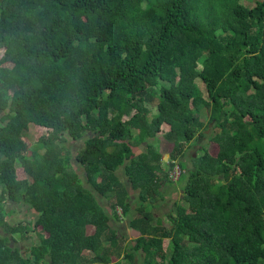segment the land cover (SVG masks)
<instances>
[{"label": "trees", "instance_id": "1", "mask_svg": "<svg viewBox=\"0 0 264 264\" xmlns=\"http://www.w3.org/2000/svg\"><path fill=\"white\" fill-rule=\"evenodd\" d=\"M0 48V264L137 252L144 264H264V0H0ZM211 122L217 151L204 147L185 174L184 145ZM162 125L167 171L152 141ZM30 126L47 129L32 158L20 140ZM68 137L83 139L82 177ZM170 162L184 182L166 226L146 203ZM120 167L139 205L130 248L109 224L131 205ZM97 193L113 199L111 216ZM6 201L27 204L33 227L9 223ZM33 232L26 250L10 245Z\"/></svg>", "mask_w": 264, "mask_h": 264}, {"label": "rangeland", "instance_id": "2", "mask_svg": "<svg viewBox=\"0 0 264 264\" xmlns=\"http://www.w3.org/2000/svg\"><path fill=\"white\" fill-rule=\"evenodd\" d=\"M2 54V49L0 48V55ZM199 87L202 88V91L204 92V88L202 83L198 80L197 81ZM205 95V94H204ZM153 111V110H152ZM148 113V116L150 117L153 112ZM143 117V116H142ZM203 121H207V116L204 115L202 117ZM213 127V123L211 122L209 125V128L205 130L206 135L203 137L195 138L191 141V143L184 145V157L181 159L186 167L185 174L190 169H193V160L192 158H195L197 155L202 153V149L206 147L208 151L211 154H215L217 151V145L214 142H211L208 139V136L210 135L211 128ZM168 129L166 125H162L160 128V131L155 134V139L152 140L155 147L158 149L162 155H164V159L162 161V167L165 171L168 170V164L170 161L169 155L166 156V153H170L172 149V143L168 142L164 137L163 133ZM47 129L40 126H30V128L25 132V135L21 137L22 142V150L21 152L25 153L29 158H32L35 153H42L43 149L41 147V144L39 143L38 139L40 136L46 134ZM83 143V139L79 140H73L69 137L66 139L65 145L68 147L71 155H72V166L73 168L80 174L82 177L83 175V169L79 165L78 162L75 161L74 155L76 151L81 148ZM145 150V143H141L135 147H133L134 153H139L141 151ZM171 163V162H170ZM116 173L118 174L120 180L124 184V186L129 190L130 194V209L128 213L132 215V212L136 211V209L139 208L138 202H137V191L131 189L129 182L127 180L126 174H124L123 168L120 167L117 169ZM161 175V173H160ZM16 176L18 179H22L26 177V174L23 170V168L20 165L16 166ZM184 179L181 181L179 179L172 182H166L161 187V195H158L155 197L154 200L148 201L146 204H148L147 209L149 210L151 208V211L155 217H161L163 220V223L168 226V220L166 218V214L171 210L173 206V202L179 198H181L183 194L182 185H183ZM96 197L98 198L101 205L105 206V208L108 210V214L111 216L113 213L112 210L109 208V204L113 201V199L106 200L102 195L99 193L96 194ZM6 209L10 210L13 209L12 213H10L9 216H7V220L9 223L13 224L16 223L19 220L23 221H30V225L33 227V221L35 219V212L28 207L25 203H13L11 201H6ZM118 218L115 219L113 217L110 218V226L114 228L118 235L123 236L125 238V241L127 243V246L130 248L133 244L134 238L138 236V234L129 228L128 225V219L129 217L124 216L123 214L119 215L117 212ZM123 215V216H122ZM94 230V227L91 225L86 226V233H92ZM0 233L2 231L0 230ZM16 243L10 242V245L16 246L21 250H26L33 242H37V236L36 233L33 232L30 234L29 238L25 239H18L16 236ZM170 246V240L164 239L163 242V248L159 251L160 253H164L166 249ZM87 256H89L88 253H85ZM113 264H144L143 262V254L141 252L135 253V257L133 261H128L122 258H116L112 257ZM49 264V263H47Z\"/></svg>", "mask_w": 264, "mask_h": 264}, {"label": "built area", "instance_id": "3", "mask_svg": "<svg viewBox=\"0 0 264 264\" xmlns=\"http://www.w3.org/2000/svg\"><path fill=\"white\" fill-rule=\"evenodd\" d=\"M180 167L177 163L172 162L171 165V169L168 172V178L174 182L175 180H177L180 177ZM116 212L121 215L122 214V210L120 207H116Z\"/></svg>", "mask_w": 264, "mask_h": 264}, {"label": "crops", "instance_id": "4", "mask_svg": "<svg viewBox=\"0 0 264 264\" xmlns=\"http://www.w3.org/2000/svg\"><path fill=\"white\" fill-rule=\"evenodd\" d=\"M161 155H162V153H161ZM165 155L168 156L169 154L166 153ZM163 159H164V155H162V157H161V160H162V161H163ZM107 209H108V208H107ZM135 214H136V211L132 212V215H131V213H130V214L128 213L126 217H129V216L132 217V216H134ZM130 217H129V218H130ZM129 228H130V227H129ZM131 230L134 231V232H136V233L139 235V232L136 231L135 229H132V228H131Z\"/></svg>", "mask_w": 264, "mask_h": 264}, {"label": "water", "instance_id": "5", "mask_svg": "<svg viewBox=\"0 0 264 264\" xmlns=\"http://www.w3.org/2000/svg\"><path fill=\"white\" fill-rule=\"evenodd\" d=\"M172 165V163L170 164V166Z\"/></svg>", "mask_w": 264, "mask_h": 264}]
</instances>
